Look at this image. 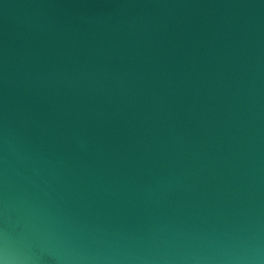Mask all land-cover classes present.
<instances>
[{"label":"water","instance_id":"1","mask_svg":"<svg viewBox=\"0 0 264 264\" xmlns=\"http://www.w3.org/2000/svg\"><path fill=\"white\" fill-rule=\"evenodd\" d=\"M0 264H264V0H0Z\"/></svg>","mask_w":264,"mask_h":264}]
</instances>
